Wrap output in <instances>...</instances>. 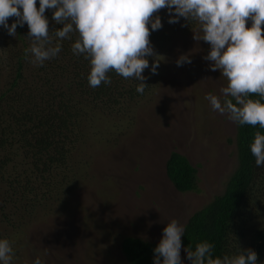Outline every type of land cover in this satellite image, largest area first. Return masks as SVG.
<instances>
[{"label":"rangeland","instance_id":"1","mask_svg":"<svg viewBox=\"0 0 264 264\" xmlns=\"http://www.w3.org/2000/svg\"><path fill=\"white\" fill-rule=\"evenodd\" d=\"M28 32L26 22L15 37L0 25L2 89L13 76L17 52L25 54L33 43ZM194 34H203L200 23L177 32L160 51L163 74L133 115L105 120L100 125L107 132L90 128L85 142L74 145L67 170L77 184L67 199L45 198L31 214L3 226L1 230L13 234L10 264H33L36 258L43 264H126L121 237L159 243L170 220L184 225L194 210L222 192L236 166L237 122L214 110L205 98L216 95L223 104L220 90L227 78L219 69L211 70L212 62L204 59L211 46L195 40ZM24 54L20 60L26 74L36 65ZM181 55H188L191 63L178 66ZM116 125L120 134H115ZM170 151L182 154L194 167V189L178 192L167 179L164 162ZM180 258L190 264L183 247Z\"/></svg>","mask_w":264,"mask_h":264},{"label":"trees","instance_id":"2","mask_svg":"<svg viewBox=\"0 0 264 264\" xmlns=\"http://www.w3.org/2000/svg\"><path fill=\"white\" fill-rule=\"evenodd\" d=\"M53 13L54 9L45 10L54 34L63 25L52 19ZM155 16L162 27L152 30L151 24L148 25L154 55L146 57L149 68L142 73L147 85L143 93L136 91L139 81L124 78L114 70L107 73L110 84L102 82L96 88L90 87V61L86 54H74L72 50L79 39L75 30L63 40L53 35V46L59 43L61 51L31 71L20 60L24 52H17L13 76L4 89L0 87V237L11 243L13 234L1 230L3 226L13 225L23 213L31 214L33 208L43 204V199L53 195L67 199L77 184L67 170V159L74 145L85 142L90 128L100 131L101 127L107 132L100 125L105 120L133 115L137 103L153 92L163 74L160 51L177 32L199 24L184 17L177 23H169L167 9L159 10ZM8 21L12 24L15 17ZM154 62L159 64L157 74L150 70ZM24 69L28 73L24 74ZM248 98L264 102L258 94H249ZM258 131L264 134L259 125L236 123L233 141L236 166L222 192L187 218L181 237L184 250L194 251L197 243L207 241L213 245L212 257L222 259L225 255H236L240 248H250L256 252L258 264H264V166H256L250 151ZM115 132L120 134L117 125ZM164 172L178 192L194 189L195 169L182 154L170 151ZM157 244L123 236L119 247L126 264H154L153 250Z\"/></svg>","mask_w":264,"mask_h":264},{"label":"clouds","instance_id":"3","mask_svg":"<svg viewBox=\"0 0 264 264\" xmlns=\"http://www.w3.org/2000/svg\"><path fill=\"white\" fill-rule=\"evenodd\" d=\"M46 9H54L52 19L63 25L54 37L63 40L74 30L78 32L79 39L72 50L74 54H86L90 61V87L96 88L102 82L110 84L107 73L114 70L124 78L139 81L138 93L147 86L142 74L149 68L146 57L154 55L148 25L152 30L162 27L154 14L167 9L169 23L179 22L180 17L197 20L203 34H194L193 38L210 44L204 59L212 62V71L219 69L227 78V86L220 90L225 97L223 104L216 95L205 98L214 110L228 113L232 121L264 128V102L248 98L249 94L264 98V0H39L38 8L36 0H0V25L15 37L17 27L27 23V37L33 43L25 49V56L29 58L30 54L31 62L39 66L61 51L59 43L53 46ZM10 17H15L11 25L7 22ZM248 20L251 26H246ZM184 63H191L188 55L177 59L178 66ZM158 67L157 62L151 65L152 74H157ZM250 151L256 166H264V134L255 133ZM184 230L176 219L166 224L153 250L154 264H183L180 250ZM212 249V244L203 241L196 244L194 251H185L191 264H258L257 254L250 248H240L236 255L222 259L213 258ZM12 258L10 242L0 239V262L10 264ZM33 264L43 261L36 258Z\"/></svg>","mask_w":264,"mask_h":264}]
</instances>
